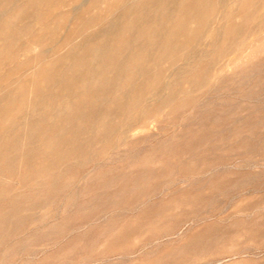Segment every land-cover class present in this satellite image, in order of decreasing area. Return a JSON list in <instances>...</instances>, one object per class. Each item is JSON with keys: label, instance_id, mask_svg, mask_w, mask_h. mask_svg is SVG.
Returning <instances> with one entry per match:
<instances>
[{"label": "rangeland", "instance_id": "obj_1", "mask_svg": "<svg viewBox=\"0 0 264 264\" xmlns=\"http://www.w3.org/2000/svg\"><path fill=\"white\" fill-rule=\"evenodd\" d=\"M123 1L0 0V264H264V0Z\"/></svg>", "mask_w": 264, "mask_h": 264}, {"label": "bare ground", "instance_id": "obj_2", "mask_svg": "<svg viewBox=\"0 0 264 264\" xmlns=\"http://www.w3.org/2000/svg\"><path fill=\"white\" fill-rule=\"evenodd\" d=\"M12 2L14 1V0H11ZM17 1H19V0H17ZM21 1V0H20ZM23 1V0H22ZM26 1V0H25ZM123 1V0H122ZM128 2L130 1V0H127ZM157 1V0H156ZM168 1V0H167ZM16 2V1H15ZM83 2V1H82ZM124 2V1H123ZM122 2V3H123ZM126 2V1H125ZM134 2V1H133ZM144 2H145V0H144ZM148 2V1H147ZM149 2H152V1H149ZM175 2V1H174ZM260 2V1H259ZM259 2L257 3V5L259 4ZM11 3V2H10ZM84 3V2H83ZM118 3H120V2H118ZM130 3V2H129ZM157 3V2H156ZM165 4L167 3L166 1L164 2ZM18 4V3H17ZM73 4V3H72ZM126 5H128L127 3H125ZM155 4V3H154ZM13 6L12 7H14V5L15 4H12ZM21 5H22V3H21ZM82 5V4H81ZM11 6V5H10ZM26 6V5H25ZM70 6H71V4H70ZM145 6V5H144ZM156 6V5H155ZM163 6V5H162ZM8 7V6H7ZM11 7V8H12ZM64 7V6H63ZM121 7V5L118 7V5H117V7H116V10H117V8H120ZM138 7H139V4H138ZM69 8H72V7H69ZM76 8H80V6L79 7H77L76 6ZM122 8H123V6H122ZM131 8V7H130ZM141 8V7H140ZM148 8V7H147ZM147 8H144V10H147ZM6 9V8H5ZM74 9H75V7L73 8V11H74ZM173 9V8H172ZM12 10V9H11ZM11 10L9 11V12H11ZM122 10V9H121ZM120 10V12L122 13V11ZM143 10V11H144ZM165 10H168V8L166 9V7H165ZM170 10V9H169ZM176 10V9H175ZM174 9H173V12L175 11ZM15 11V10H14ZM117 11H119V10H117ZM116 11V12H117ZM75 12V11H74ZM131 12V11H130ZM168 12V13H167ZM172 12V13H173ZM1 13H3V15H5V14H7L8 12H6V13H4V12H1ZM1 13H0V15H1ZM112 13H114V12H112ZM68 14H70V13H68ZM119 14V13H118ZM143 14V12L141 13V15ZM156 14H157V12H156ZM156 14H155V17L157 18V16H156ZM164 14V13H163ZM165 14H169V11H166V13ZM67 15V14H66ZM121 15V14H120ZM126 15H128V14H126ZM158 15V14H157ZM110 16V15H109ZM112 16H113V14H112ZM29 17V16H28ZM154 17V18H155ZM166 17H172L171 16V14H169L168 16H166ZM166 17H165V19H166ZM112 18V17H111ZM119 18V17H118ZM128 18V17H127ZM109 19V18H108ZM168 19V18H167ZM117 20V19H116ZM119 21V20H118ZM157 21V20H156ZM257 22V21H256ZM106 23V22H105ZM109 23V22H108ZM114 23V22H113ZM116 23H117V21H116ZM119 23V22H118ZM117 23V24H118ZM157 23V22H156ZM257 24V23H256ZM161 25H162V23H161ZM107 26V25H106ZM117 26V25H116ZM115 27V26H114ZM104 28H106V27H104ZM107 29V28H106ZM158 29H160V28H158ZM111 30H112V28H111ZM114 30V29H113ZM113 30H112V32H113ZM162 30H164V29H162ZM161 30V31H162ZM9 31V30H8ZM103 31V30H102ZM110 30H108V32H109ZM116 31V30H115ZM133 31V30H132ZM158 32V31H157ZM8 33V32H7ZM102 33V32H101ZM110 33V32H109ZM108 33V34H109ZM9 34V33H8ZM104 35H105V38L107 37L106 35H108V34H106V33H103ZM131 34V33H130ZM133 34V33H132ZM160 34V31L158 32V35ZM102 35V34H101ZM157 35V34H156ZM157 35V36H158ZM103 36V35H102ZM132 36V35H131ZM10 37V36H9ZM159 37V36H158ZM132 38V37H131ZM160 39V38H159ZM106 40V39H105ZM153 46V45H152ZM99 50V49H98ZM101 52L99 51V54H100ZM98 54V53H97ZM138 69V68H137ZM139 75V74H138ZM90 76V75H89ZM89 77H87V79H88ZM87 85V84H86ZM44 131H46V130H44ZM26 143V142H25ZM15 144V143H14ZM49 144V143H48ZM24 145V144H23ZM39 145V144H38ZM15 146V145H14ZM42 147H44V146H42ZM50 148H51V146H50ZM81 193V192H80ZM38 194V193H37ZM82 199V198H81ZM37 202V201H36ZM49 205V204H48ZM74 206V205H73ZM41 207V206H40ZM27 213V212H26Z\"/></svg>", "mask_w": 264, "mask_h": 264}]
</instances>
